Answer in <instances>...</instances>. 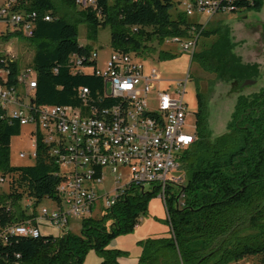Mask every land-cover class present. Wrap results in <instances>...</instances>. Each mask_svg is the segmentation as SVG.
Wrapping results in <instances>:
<instances>
[{"label":"trees","instance_id":"obj_1","mask_svg":"<svg viewBox=\"0 0 264 264\" xmlns=\"http://www.w3.org/2000/svg\"><path fill=\"white\" fill-rule=\"evenodd\" d=\"M263 3L233 0L239 10L259 11ZM19 4L28 11H51L56 17L38 21L29 45L37 81L33 101L39 107L77 106L80 87H87L92 96L102 89V80L94 74L95 62L88 61L90 48L77 42L80 22L93 37L108 26L112 50L137 56L155 52L152 45L160 46L167 38L196 35L191 63L203 73L238 86L260 77L258 64H244L235 54L228 28H202L178 10L176 0H98L97 13L79 11L74 0H19ZM209 39V44L201 43ZM73 55L85 59L83 65L93 72H75ZM158 56L172 57L166 51ZM12 68L16 72L15 62ZM196 91L195 141L180 156L184 182L166 191L169 235L147 239L139 264H230L250 257L255 264H264V88L237 97L225 133L215 138L207 130V101L197 84ZM20 129L0 119V173L8 180V193L0 196V233L29 217L19 211L22 198L35 203L55 198L62 182L40 145L32 165L10 166L11 140ZM155 195L131 191L102 219L83 220L78 236L0 239V264H83L90 249L102 256V264H114L116 253L106 249L108 242L133 231Z\"/></svg>","mask_w":264,"mask_h":264},{"label":"built area","instance_id":"obj_2","mask_svg":"<svg viewBox=\"0 0 264 264\" xmlns=\"http://www.w3.org/2000/svg\"><path fill=\"white\" fill-rule=\"evenodd\" d=\"M74 2L79 11L98 12V0ZM176 4L186 17L197 14L211 19L221 12L242 11L233 0H176ZM55 18L51 11H28L19 0H0V119L20 128L31 127L33 150L19 153V157L35 162L40 145L47 161L57 169L55 175L62 177L52 198L56 208H42L37 213L33 202V215L1 231L3 242L14 235L38 238L43 234V223L63 228L70 217L93 219L94 208L107 213L135 190L158 191L165 205L168 187L183 185L180 156L195 141V134L183 131L187 79L177 82L173 89L158 88L155 96L149 97L151 88L159 83L158 71L151 68L145 73L140 56L133 57L132 53L113 51L105 69L94 70L102 80V89L92 96L87 87H80L79 105L37 106L33 101L37 81L32 58L21 64L8 44L19 37L28 48L38 21L51 22ZM198 24L204 28V24ZM196 42L194 35L167 38L163 44L176 43L180 52L192 57ZM96 57V52L90 51L88 61L96 65ZM71 62L75 63V72L87 73L85 59L73 55ZM108 178L119 185L113 197L109 191H98Z\"/></svg>","mask_w":264,"mask_h":264},{"label":"rangeland","instance_id":"obj_3","mask_svg":"<svg viewBox=\"0 0 264 264\" xmlns=\"http://www.w3.org/2000/svg\"><path fill=\"white\" fill-rule=\"evenodd\" d=\"M193 22L204 24V29L216 28L218 26L228 28L230 37L235 43L234 52L239 56L242 62L259 65L260 77L257 81L248 86L241 87L236 84H227L219 82L213 75L203 73L195 64L191 63V57L187 53H182L178 49V44L168 43L152 46L155 52L149 55L140 56V61L144 66V72L147 73L151 68L158 71L159 83L151 88L149 97L155 96L158 88L166 89L170 86L175 87L177 82L187 79L185 103L187 116L185 119L184 133L194 134L196 131V112L198 111L196 84L207 101V130L213 138L221 136L226 131V124L230 120L236 99L239 95H250L259 92L264 88V3L259 11L242 10L236 12H221L211 19L204 15L190 17ZM77 42L79 46H87L91 52H96V69L103 71L105 64L113 52L110 46V28L108 26L99 28L96 36H91L84 23L76 24ZM212 39L202 40L201 43L209 44ZM21 38H13L8 46L11 48L18 62L26 64L32 58L30 47L23 44ZM27 46H29L27 44ZM169 52L172 57L160 60L159 52ZM135 57V53H132ZM87 73H92L93 68L84 69ZM31 127L23 126L20 134L13 137L10 145V166H30L34 163L29 158H20L19 153L32 152ZM179 174V173H176ZM121 181V180H120ZM119 185L114 183L112 178L106 179L103 185L98 187V191L104 193L110 192V196L115 195L114 190ZM8 193V180L1 181L0 173V196ZM157 191L152 196L147 205V212L139 219L138 227L131 232L120 233L108 242L106 249L115 251L114 264H139L142 244L147 239L168 237L169 227L166 222L167 215L164 202ZM35 203V202H34ZM33 201L26 202L22 198L18 202L19 211L25 216L33 215L32 206L35 205V211L40 213L42 208L49 211L56 208L52 198H44L38 203ZM32 206H31V205ZM93 219H102L107 213L99 210L98 207L92 210ZM81 218H69V223L63 228H53L47 224H42L43 234L54 237L63 236L66 233L78 236L82 226ZM108 227V224H107ZM103 258L94 249H90L84 257L83 264H102ZM230 264H255L253 257L237 261Z\"/></svg>","mask_w":264,"mask_h":264},{"label":"water","instance_id":"obj_4","mask_svg":"<svg viewBox=\"0 0 264 264\" xmlns=\"http://www.w3.org/2000/svg\"><path fill=\"white\" fill-rule=\"evenodd\" d=\"M252 82H245L244 84H242L241 87H245V86H248L249 84H251Z\"/></svg>","mask_w":264,"mask_h":264},{"label":"crops","instance_id":"obj_5","mask_svg":"<svg viewBox=\"0 0 264 264\" xmlns=\"http://www.w3.org/2000/svg\"><path fill=\"white\" fill-rule=\"evenodd\" d=\"M137 227H138V226H137ZM137 227H136V228H137Z\"/></svg>","mask_w":264,"mask_h":264}]
</instances>
